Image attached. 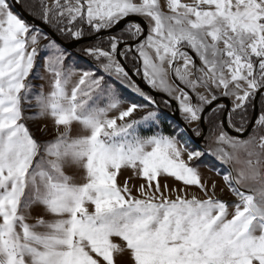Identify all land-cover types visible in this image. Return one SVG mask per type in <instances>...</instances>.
Masks as SVG:
<instances>
[{"label": "snow or ice", "instance_id": "1", "mask_svg": "<svg viewBox=\"0 0 264 264\" xmlns=\"http://www.w3.org/2000/svg\"><path fill=\"white\" fill-rule=\"evenodd\" d=\"M19 2L0 0V264H114L112 237L134 264H264V0H29L54 35ZM56 36L91 41L84 66ZM153 92L196 127L165 134ZM37 118L55 135L37 138ZM206 155L234 200L202 176ZM34 205L51 218L28 223Z\"/></svg>", "mask_w": 264, "mask_h": 264}, {"label": "rangeland", "instance_id": "2", "mask_svg": "<svg viewBox=\"0 0 264 264\" xmlns=\"http://www.w3.org/2000/svg\"><path fill=\"white\" fill-rule=\"evenodd\" d=\"M29 0H20L19 5L21 6L22 9H24V11H26V9L24 7H26V5L28 4ZM15 9V7H14ZM16 10V9H15ZM17 11V10H16ZM27 12V11H26ZM29 14V12H27ZM23 17V16H22ZM25 19V18H23ZM26 20V19H25ZM31 22V21H30ZM33 23V22H32ZM123 27V26H122ZM120 27V28H122ZM119 28V29H120ZM119 29H117L116 31H119ZM116 31H113L116 32ZM108 33H105L104 35H107ZM44 41L42 40L41 43H43ZM66 42H70V41H66ZM85 42H88V44L91 42L90 40L78 43L76 45H74L71 49H68L71 53H73L72 56V60H77L78 65L79 66H84L85 65V61L82 58L83 57V53L80 52L79 50L85 46V45H81ZM80 45V46H79ZM87 45V44H86ZM80 53V54H79ZM72 60H69L68 63H72ZM197 63L199 64V60H197ZM128 67V65H126ZM129 66H131V64H129ZM129 69H131V67H128ZM41 75H44L46 78L44 80H40V79H36L33 81L34 85H36V91L38 92L39 89V85L43 84L44 85V91L47 92L49 91V84H48V77L47 74L43 72V69H40ZM75 79H78V77H76ZM118 89L121 88V86H117ZM161 93L162 96L164 98H166V100L169 99V97L167 96L166 93L163 92H158ZM219 94V93H218ZM159 101H161V99H159ZM174 101V100H172ZM231 101V100H230ZM138 103H142L143 101L137 99ZM174 103H176V101H174ZM219 103H224L219 102ZM258 104V102H257ZM125 107L127 105H124ZM177 106V105H176ZM232 105H230L231 108ZM174 107V112L173 115L175 114H180L178 110H176L177 108L174 106V104H172V108ZM160 116H161V127L163 128L165 134H172V129H173V125L177 124L176 121H174L173 119H171V116L169 113H165L161 110V108L156 107V109ZM35 109H31L29 110V112L26 113V115H31L35 112ZM169 112V110H168ZM253 114V113H252ZM109 115H118V112H113L110 113ZM142 115V113H137V116ZM205 115H207V113H205ZM119 122V121H118ZM28 126L30 127L31 131L33 132V134L40 139H48L51 138L52 136L55 135V128L51 122L50 119L47 118H37L35 120H30L27 121ZM45 124L48 125V130L46 133H44L43 135L40 133L39 129L42 128ZM189 128H193L196 127L195 124L192 125H188ZM79 129L78 125H73L72 128V135H75L77 133ZM204 131H205V135L207 134V124H204ZM191 147L193 148V150H195L197 147H203V142L202 143H195L194 140H192V144ZM184 159L187 160V155H184ZM197 165L199 167V171L201 172L202 176L208 181L209 186H211V183L213 181H215L216 183V192L217 195L225 200V201H232L235 198L231 195V193L229 192L227 186L224 184L223 179H222V175H217V172L215 170H210V169H220L221 172L224 171V169L221 167V165L211 156H204L201 160H199L197 162ZM66 174L73 176L75 182L77 183H82V174L79 170L74 169V168H66L65 169ZM132 175V172L130 169H124L121 171V173L119 174L118 177V182L123 184L125 178L130 177ZM144 181L141 178H135L131 181L132 184H135L136 186H139L141 183H143ZM160 183L161 185H163L164 183H168L170 186L173 187H179L180 185L178 184V182H176L174 180V178H160ZM221 189H223V192H221ZM189 192H197V194L202 197V194H200L198 192L197 189L195 188H190ZM174 198V196H173ZM89 210H91V207L89 206ZM31 211V217L28 220V223H34L35 219L38 218L39 216H44L45 219H50L51 217L44 211L43 207L40 205H34L32 207ZM229 211H234V209L230 208ZM230 218V217H229ZM112 241L113 243L117 244L120 248L124 249L122 252L119 253H114V264H134V261L131 258V254L130 251H128L125 247V243L118 237H112Z\"/></svg>", "mask_w": 264, "mask_h": 264}, {"label": "water", "instance_id": "3", "mask_svg": "<svg viewBox=\"0 0 264 264\" xmlns=\"http://www.w3.org/2000/svg\"><path fill=\"white\" fill-rule=\"evenodd\" d=\"M14 7H15V9L19 12V14H21V15L23 16V18H25L26 20L31 21V22H33V23H35V24H37V25H40L41 27L44 28V30H45L46 32H48V33L51 34V35H54V33H52L51 29H49L46 25L42 24V22H41L40 20H38V19H37V20H33V17H32L31 15H29L26 11H24V9H22L21 6H20L19 4H16ZM136 19H139V18H136ZM122 26H124L123 23L120 24V25H118L115 29H113V31H116L117 29H119V28L122 27ZM104 34H105V33H102V35H104ZM55 38L57 39L58 42H61V43H64V44L71 43V42H64V41H62L58 36H56ZM87 40H89V39H84V40H81V41H79V42H77V43H71V46L69 47V49H71L74 45H76V44H78V43H81V42H84V41H87ZM133 78L136 79L137 82L140 83L142 87H145L144 84H143V82H142V80H140V79L137 78V77H133ZM145 90H148V89L145 87ZM152 95H153L154 97H156V96H158V95H162V94H161V93H158V92H153ZM220 101H224V102L228 105V107H229V100L221 99ZM220 101H218V102H220ZM257 101H258V97H257V100H256V111L253 113V115H256V114H257ZM171 104H174V106L177 108L176 103H174V101H171ZM174 116H175V118L180 122V124H181L183 127H188V126H185V125H184L182 119L179 117L178 114H175ZM188 128H189V127H188ZM189 134L191 135V133H189ZM193 139H195L196 141H200L201 138H200V139H197V138H195V136L193 135Z\"/></svg>", "mask_w": 264, "mask_h": 264}, {"label": "flooded vegetation", "instance_id": "4", "mask_svg": "<svg viewBox=\"0 0 264 264\" xmlns=\"http://www.w3.org/2000/svg\"><path fill=\"white\" fill-rule=\"evenodd\" d=\"M147 91V90H146ZM155 101H156V107H159L161 108V110L165 113H169L170 116H171V119H173L174 121H176V123L180 124V122L175 118V116L173 115V112H174V107L172 108V104L169 106L165 103L166 101V98H164L162 95H158L156 97H154ZM159 99H161V101H159ZM222 102V101H221ZM224 102V101H223ZM258 104H257V114L259 113V97H258ZM219 103V102H218ZM225 103V102H224ZM230 105H231V101L229 100V108H230ZM169 110V112H168ZM179 117L181 118L180 114H179ZM181 125V124H180ZM182 126V125H181ZM183 127V126H182ZM194 140V142L197 144V143H202L203 142V138L200 139V141H196L195 139H192Z\"/></svg>", "mask_w": 264, "mask_h": 264}, {"label": "trees", "instance_id": "5", "mask_svg": "<svg viewBox=\"0 0 264 264\" xmlns=\"http://www.w3.org/2000/svg\"><path fill=\"white\" fill-rule=\"evenodd\" d=\"M25 9H26V7H24ZM13 11L14 12H16L15 11V9L13 8ZM26 11L28 12V10L26 9ZM17 13V12H16ZM19 14V13H18ZM20 15V14H19ZM20 17H22L21 15H20ZM27 21V20H26ZM28 23H32V22H30V21H27ZM59 37V36H58ZM62 41H64V42H66L67 40H65L64 38H62V37H59ZM86 44L88 45V42H85V43H83V44H81V45H85L86 46ZM80 46V45H79ZM80 54V53H79ZM128 65V67H131V66H129V64H127ZM258 107L260 108V103H259V105H258Z\"/></svg>", "mask_w": 264, "mask_h": 264}, {"label": "bare ground", "instance_id": "6", "mask_svg": "<svg viewBox=\"0 0 264 264\" xmlns=\"http://www.w3.org/2000/svg\"><path fill=\"white\" fill-rule=\"evenodd\" d=\"M221 102V101H220Z\"/></svg>", "mask_w": 264, "mask_h": 264}]
</instances>
